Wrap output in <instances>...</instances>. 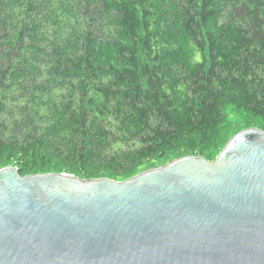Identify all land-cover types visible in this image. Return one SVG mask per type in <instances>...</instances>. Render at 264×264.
Listing matches in <instances>:
<instances>
[{"label":"trees","instance_id":"obj_1","mask_svg":"<svg viewBox=\"0 0 264 264\" xmlns=\"http://www.w3.org/2000/svg\"><path fill=\"white\" fill-rule=\"evenodd\" d=\"M229 109L264 131V0H0V168L212 161Z\"/></svg>","mask_w":264,"mask_h":264},{"label":"water","instance_id":"obj_2","mask_svg":"<svg viewBox=\"0 0 264 264\" xmlns=\"http://www.w3.org/2000/svg\"><path fill=\"white\" fill-rule=\"evenodd\" d=\"M0 264H264V131L121 182L0 168Z\"/></svg>","mask_w":264,"mask_h":264},{"label":"rangeland","instance_id":"obj_3","mask_svg":"<svg viewBox=\"0 0 264 264\" xmlns=\"http://www.w3.org/2000/svg\"><path fill=\"white\" fill-rule=\"evenodd\" d=\"M227 119H228V122L231 123V125H232V127H230L229 129L233 130V131H236V130L241 131V130L253 129V128L258 127L257 123L248 122L245 119H242V117L240 115L236 114L232 109L227 110ZM219 148L220 147H218L217 150L215 151V153H214L215 155L212 157V161H214L217 158V156L219 155L218 154ZM174 159L173 160H167L165 162H159L158 161L151 166L145 167L142 171H147V170L156 169L158 167L165 166V165L176 160V159L175 160ZM5 167L17 168V166L13 162L8 163ZM63 174H66V173H63ZM123 181H125V180H123Z\"/></svg>","mask_w":264,"mask_h":264}]
</instances>
